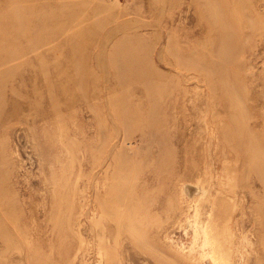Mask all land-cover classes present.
<instances>
[{"label":"rangeland","instance_id":"1","mask_svg":"<svg viewBox=\"0 0 264 264\" xmlns=\"http://www.w3.org/2000/svg\"><path fill=\"white\" fill-rule=\"evenodd\" d=\"M0 264H264V0H0Z\"/></svg>","mask_w":264,"mask_h":264}]
</instances>
